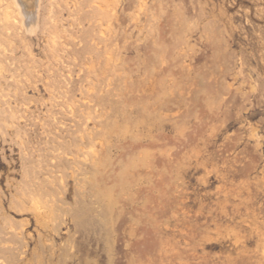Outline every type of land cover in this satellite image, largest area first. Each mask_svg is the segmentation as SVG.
Returning <instances> with one entry per match:
<instances>
[{
    "label": "rangeland",
    "instance_id": "374dc122",
    "mask_svg": "<svg viewBox=\"0 0 264 264\" xmlns=\"http://www.w3.org/2000/svg\"><path fill=\"white\" fill-rule=\"evenodd\" d=\"M0 264H264V0H0Z\"/></svg>",
    "mask_w": 264,
    "mask_h": 264
},
{
    "label": "bare ground",
    "instance_id": "6f19581e",
    "mask_svg": "<svg viewBox=\"0 0 264 264\" xmlns=\"http://www.w3.org/2000/svg\"><path fill=\"white\" fill-rule=\"evenodd\" d=\"M36 1V0H35ZM33 2V1H32ZM31 4V3H30ZM37 4V3H36ZM31 6V5H30ZM32 7H33V5H32ZM34 8V7H33ZM19 10V9H18ZM27 10H28V8H27ZM33 10V9H32ZM31 10V11H32ZM25 16V15H24ZM32 16V15H31ZM35 16H36V13H35ZM35 18V17H34ZM34 24H32V26H33ZM30 26V25H29ZM32 33V32H31Z\"/></svg>",
    "mask_w": 264,
    "mask_h": 264
}]
</instances>
